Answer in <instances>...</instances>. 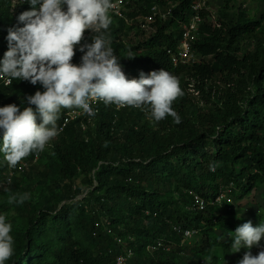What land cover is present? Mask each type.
<instances>
[{"label": "trees", "instance_id": "1", "mask_svg": "<svg viewBox=\"0 0 264 264\" xmlns=\"http://www.w3.org/2000/svg\"><path fill=\"white\" fill-rule=\"evenodd\" d=\"M128 1L125 15L132 20L155 5L170 10L147 36L122 20L112 21L108 35L127 78L164 69L179 79L183 95L172 108L181 123L170 116L155 122L147 107L117 110L99 103L91 119L80 116L61 128L65 113L80 111L62 108V130L43 152L21 160L27 171L8 181V169L18 164L9 166L0 154V191L8 189L9 198L30 194L22 204H7L14 253L5 264H113L127 249L133 252L130 264H204L208 256L218 264L217 250L233 253L237 227L228 217L246 216L235 197L241 201L262 186L264 193V13L248 17L226 7L213 18L201 8L192 47L198 62L174 67L167 51H175L178 27L194 17L199 0ZM26 10L25 0H0V58L7 29L22 26L17 17ZM134 29L141 38L124 41ZM91 36L85 33L81 43ZM82 55L76 51L72 63L78 65ZM38 90L39 84L13 80L0 88L1 107H28L25 97ZM230 185L233 203L216 204L219 191ZM189 192L204 200V211L194 210ZM256 208L254 218L263 216L264 223L263 208ZM173 227L195 231L193 245L180 247L182 233ZM159 241L171 251H148Z\"/></svg>", "mask_w": 264, "mask_h": 264}, {"label": "clouds", "instance_id": "2", "mask_svg": "<svg viewBox=\"0 0 264 264\" xmlns=\"http://www.w3.org/2000/svg\"><path fill=\"white\" fill-rule=\"evenodd\" d=\"M113 1L25 0L30 10L17 17L22 26L7 29V50L0 58V79L9 84L13 80L39 84L43 91L25 97L28 107L16 104L0 107V154L9 166L15 167L34 152H43L59 135L62 129L57 127V120L62 108L80 109L85 114L95 115L92 102L147 107L149 118L155 122L170 116L174 123H181L180 116L172 108L173 102L183 95L176 76L161 69L140 73L138 79L126 77L108 35L112 21L122 20L110 15ZM128 3L127 0L124 15ZM89 32L92 33L91 42L82 44L84 34ZM76 51L83 54L78 65L72 63ZM128 56L129 59L135 57L131 51ZM33 105L35 108L31 107ZM209 168L214 172L216 164L211 163ZM29 198L30 194L25 192L19 198L11 196L9 203L22 204ZM11 231L12 224L0 213V264H5L14 253ZM183 232H176L182 233L180 247L196 235L195 231H189L193 235L185 240ZM231 240L235 253L242 248L246 250L238 264H264L261 244L264 223L257 226L251 221L243 223L235 229ZM253 248L260 249L256 255L251 251ZM118 259L123 261L124 258ZM201 262L213 264V257L208 256Z\"/></svg>", "mask_w": 264, "mask_h": 264}, {"label": "built area", "instance_id": "3", "mask_svg": "<svg viewBox=\"0 0 264 264\" xmlns=\"http://www.w3.org/2000/svg\"><path fill=\"white\" fill-rule=\"evenodd\" d=\"M204 1L197 3L196 5L192 6V10L195 12L194 17L188 22L180 23L179 25V33H180V40L175 48V51L172 52V50H168L167 54L171 58V63L172 65L175 66H188L192 65L194 63H197V57L194 54L193 51V44L197 40L199 36V25L201 23V18L198 16V11L203 7L204 4H202ZM113 3V8L110 10V15L112 18L115 19H122L127 25H132L134 24L136 29H138L141 33L145 35H149L153 32H155V22L159 21H165L169 16H170V10L163 11L161 8L158 6H153L150 9V14L136 18L135 20L132 19H127L124 15V12L126 11V5H127V0H115L112 2ZM79 64V63H78ZM12 83V82H11ZM11 84L7 83L6 80L0 79V88H6L10 86ZM99 103L103 102H92V107L95 110L96 114V107L98 106ZM112 107H115V109H124L126 107H118L114 104H109ZM1 107V104H0ZM135 108V107H133ZM85 118L86 116L91 119L92 116L94 115H88L83 113L82 110L77 111V110H70L68 111L63 118V123L62 127H65L68 123L74 121L77 117ZM82 129H85V126L83 123L81 124ZM29 168V165L25 161H20L18 165L16 166V170H13L11 168L8 169V177L9 180L14 177L15 175L22 174L23 172L27 171ZM232 194V186H228L224 189H221L215 198V203L220 205L223 202H226L227 204H232L233 203V198L231 196ZM189 195L192 196L193 201H194V210L195 211H204L205 210V203L202 198L197 196L195 193L189 192ZM228 210V209H227ZM107 224V223H106ZM108 225V224H107ZM104 226V229H106L108 234H111V231ZM174 230L176 232H181L179 227H175ZM193 235V232L189 231H184L183 232V237L185 240H189ZM114 241L120 245L122 244V239L120 238H114ZM171 247L169 245H165L161 241L156 242L155 245H152L148 247V250L150 251H158L161 250L163 252H169ZM123 257V261L119 260L118 258ZM133 257V252L131 249H127L124 253H121L117 255L114 258L113 264H130V260Z\"/></svg>", "mask_w": 264, "mask_h": 264}, {"label": "rangeland", "instance_id": "4", "mask_svg": "<svg viewBox=\"0 0 264 264\" xmlns=\"http://www.w3.org/2000/svg\"><path fill=\"white\" fill-rule=\"evenodd\" d=\"M202 1H204L202 3L204 4L202 8L205 11L210 12L213 18H216V13L218 12L219 9H225L226 7L229 9V11H232V12L243 11L248 15V17L259 18V16L264 13V0H199V2H202ZM171 32L174 33L175 30H171ZM135 33H136V30L134 29L132 32L128 34L129 37L124 39V41H126L127 39H132L131 41L134 42L140 39L141 37H137ZM21 188H23V186ZM262 189H263V186L259 190L251 192L248 195L249 197L248 196L244 197V199H242L241 201H239L235 197L234 199L235 205L238 204L242 206L243 208L245 207L244 213L246 215L244 216L243 213L241 214L240 212V214L236 216L228 217V219L231 220L236 227L242 225L243 223L247 221H251L253 226H257L259 223H263L262 222L263 216L260 217L259 220L254 218V216L257 213V212L255 213V209H257L256 207H261L264 210V193ZM6 190L7 191L4 193L2 192L3 190L0 191V213H3L7 217H10V215L12 214L9 212V208L7 205L9 202V197H8L9 192H8V189ZM32 196L36 198L34 194ZM219 215H222V216L226 215V212L223 208L220 210ZM194 242H195V237L192 240L186 242L183 247L186 250L189 247H191V245H193ZM261 244L262 246H264V241H262ZM259 250L260 249L258 248L251 249L253 255H256ZM245 251L246 250L243 248L239 252H236V253L233 250V253L231 255L225 256L222 254L220 250H217L216 252L218 256V264H238L239 260L243 257ZM150 252H155V251H150Z\"/></svg>", "mask_w": 264, "mask_h": 264}]
</instances>
